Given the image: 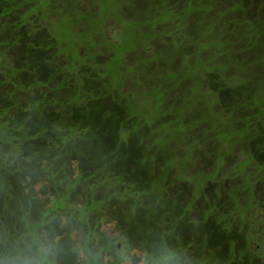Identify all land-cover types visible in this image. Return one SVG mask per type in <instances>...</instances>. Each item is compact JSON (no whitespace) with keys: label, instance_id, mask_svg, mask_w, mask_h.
I'll return each mask as SVG.
<instances>
[{"label":"trees","instance_id":"obj_1","mask_svg":"<svg viewBox=\"0 0 264 264\" xmlns=\"http://www.w3.org/2000/svg\"><path fill=\"white\" fill-rule=\"evenodd\" d=\"M23 257L264 264V0H0V264Z\"/></svg>","mask_w":264,"mask_h":264},{"label":"rangeland","instance_id":"obj_2","mask_svg":"<svg viewBox=\"0 0 264 264\" xmlns=\"http://www.w3.org/2000/svg\"><path fill=\"white\" fill-rule=\"evenodd\" d=\"M59 2V1H58ZM112 26V25H111ZM78 27L79 26H77V27H75V29H78ZM115 30V28H111V30H109L107 33L110 35V34H112L113 33V31ZM129 85V84H128ZM130 86V85H129ZM126 88H128V87H126ZM126 90H130V88L129 89H126ZM247 159V158H246ZM241 164V167H242V169H244L245 168V172H249V169H254L255 171H259V169L261 168V166L260 165H258V163H257V161H255V160H249V161H245V160H242L240 163H239V165ZM241 177H242V179L243 180H245V182H251V180H254V177L253 176H251V175H246V173H244V171L243 172H241ZM35 189L37 190L38 189V186H35ZM135 254H137V252H135V251H131L130 252V256H132V255H135ZM121 264H124V262H122Z\"/></svg>","mask_w":264,"mask_h":264},{"label":"clouds","instance_id":"obj_3","mask_svg":"<svg viewBox=\"0 0 264 264\" xmlns=\"http://www.w3.org/2000/svg\"><path fill=\"white\" fill-rule=\"evenodd\" d=\"M58 244V241L53 242L49 247H55ZM10 264H17L16 260L13 259L10 261ZM20 264H37V261L33 257H23L20 260ZM124 264H132L131 258L126 257ZM140 264H147L145 260H141Z\"/></svg>","mask_w":264,"mask_h":264}]
</instances>
